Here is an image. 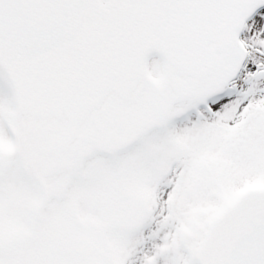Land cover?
Masks as SVG:
<instances>
[{
    "label": "snow or ice",
    "instance_id": "obj_1",
    "mask_svg": "<svg viewBox=\"0 0 264 264\" xmlns=\"http://www.w3.org/2000/svg\"><path fill=\"white\" fill-rule=\"evenodd\" d=\"M0 264H264V0H0Z\"/></svg>",
    "mask_w": 264,
    "mask_h": 264
}]
</instances>
